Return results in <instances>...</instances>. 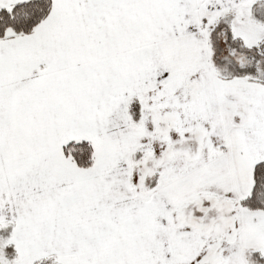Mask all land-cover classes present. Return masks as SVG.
<instances>
[{
	"label": "snow or ice",
	"instance_id": "1",
	"mask_svg": "<svg viewBox=\"0 0 264 264\" xmlns=\"http://www.w3.org/2000/svg\"><path fill=\"white\" fill-rule=\"evenodd\" d=\"M0 264H264V0H0Z\"/></svg>",
	"mask_w": 264,
	"mask_h": 264
}]
</instances>
